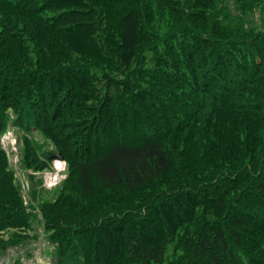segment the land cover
Returning a JSON list of instances; mask_svg holds the SVG:
<instances>
[{
    "label": "trees",
    "instance_id": "1",
    "mask_svg": "<svg viewBox=\"0 0 264 264\" xmlns=\"http://www.w3.org/2000/svg\"><path fill=\"white\" fill-rule=\"evenodd\" d=\"M219 14L216 0H0V133L12 109L70 167L47 226L61 263L264 264V33ZM79 60L139 70L113 83ZM3 187L0 230L28 228Z\"/></svg>",
    "mask_w": 264,
    "mask_h": 264
},
{
    "label": "rangeland",
    "instance_id": "2",
    "mask_svg": "<svg viewBox=\"0 0 264 264\" xmlns=\"http://www.w3.org/2000/svg\"><path fill=\"white\" fill-rule=\"evenodd\" d=\"M216 2L219 16L223 14L219 20L224 24L231 23L245 30L254 29L264 33V0ZM166 25L163 23L162 27L167 29ZM153 55V51L145 50L143 63L147 69L154 66L151 60ZM79 64L90 67L102 78L109 77L113 83L125 81L131 70H139L137 63L127 70L122 62H116L118 71L91 60H81ZM7 115V131L0 133V152L3 154L0 165L3 172L0 170V173L7 176L6 180L0 182V187L4 183L3 188L14 201L22 196L31 217L30 226L24 230L10 227L0 230V264H71L59 261V242L53 237L54 230L47 228L50 219L61 214V195L68 193L70 187L67 184L70 167L66 161L58 160L62 164L57 165V160H52L51 157L59 152L51 139L35 128L28 130L17 126L19 114L12 109L8 110ZM34 156L39 167L33 162Z\"/></svg>",
    "mask_w": 264,
    "mask_h": 264
},
{
    "label": "water",
    "instance_id": "3",
    "mask_svg": "<svg viewBox=\"0 0 264 264\" xmlns=\"http://www.w3.org/2000/svg\"><path fill=\"white\" fill-rule=\"evenodd\" d=\"M51 158L52 160L65 161L64 156L61 153H56Z\"/></svg>",
    "mask_w": 264,
    "mask_h": 264
},
{
    "label": "bare ground",
    "instance_id": "4",
    "mask_svg": "<svg viewBox=\"0 0 264 264\" xmlns=\"http://www.w3.org/2000/svg\"><path fill=\"white\" fill-rule=\"evenodd\" d=\"M235 2V1H234ZM217 3V2H216ZM99 17V16H98ZM101 17V16H100ZM28 20V19H27ZM98 20V19H97ZM162 21V20H161ZM164 22V21H163ZM146 23V22H145ZM167 23V22H166ZM169 24V23H168ZM157 25V24H156ZM162 26H163V23H162ZM33 28V27H32ZM35 29V28H34ZM155 30V29H154ZM160 31V30H159ZM162 34V33H161ZM93 35H96V34H93ZM144 37V36H143ZM97 38V37H96ZM103 42V41H102ZM107 44V43H106ZM157 44V43H156ZM159 44V43H158ZM153 57V56H152ZM83 58V57H82ZM144 62V61H143ZM74 63V62H73ZM146 63V62H145ZM143 65V64H142ZM145 69V68H144ZM152 71V70H151ZM102 80V79H101ZM127 80V79H126ZM140 83V82H139ZM135 84V83H134ZM141 84H142V82H141ZM91 89V88H90ZM160 91V90H159ZM164 91V90H163ZM99 93V92H98ZM56 161V160H55ZM60 164H62L61 162H59L58 160H57V165H60ZM58 168H59V166H57ZM66 227V226H65Z\"/></svg>",
    "mask_w": 264,
    "mask_h": 264
}]
</instances>
